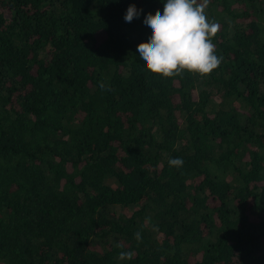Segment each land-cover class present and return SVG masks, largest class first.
<instances>
[{"label":"trees","instance_id":"obj_1","mask_svg":"<svg viewBox=\"0 0 264 264\" xmlns=\"http://www.w3.org/2000/svg\"><path fill=\"white\" fill-rule=\"evenodd\" d=\"M164 2L0 0V264H264V0H210L221 63L173 77Z\"/></svg>","mask_w":264,"mask_h":264},{"label":"clouds","instance_id":"obj_2","mask_svg":"<svg viewBox=\"0 0 264 264\" xmlns=\"http://www.w3.org/2000/svg\"><path fill=\"white\" fill-rule=\"evenodd\" d=\"M209 2L165 0L162 12L157 11L155 15L145 13L143 23L148 26L151 35L147 42L141 41L137 45V51L147 70L163 77L179 76L184 70L204 76L220 65L222 57L215 54V45L211 40L220 25L210 22L206 15ZM140 11L130 4L124 20L130 23L140 15ZM98 84L101 90H111L103 81ZM168 164L181 168L184 161L180 157L169 158ZM134 237L137 242L142 240L139 231L134 233ZM132 255L131 251H121L119 258L131 259Z\"/></svg>","mask_w":264,"mask_h":264}]
</instances>
